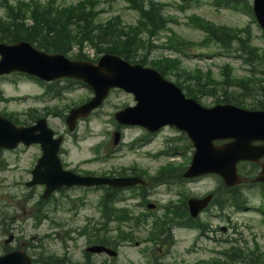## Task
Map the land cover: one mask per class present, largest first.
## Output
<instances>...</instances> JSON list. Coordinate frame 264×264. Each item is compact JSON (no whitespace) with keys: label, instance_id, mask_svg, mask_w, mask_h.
I'll use <instances>...</instances> for the list:
<instances>
[{"label":"rangeland","instance_id":"rangeland-1","mask_svg":"<svg viewBox=\"0 0 264 264\" xmlns=\"http://www.w3.org/2000/svg\"><path fill=\"white\" fill-rule=\"evenodd\" d=\"M11 1L15 2L17 0ZM44 1L46 0H42V2ZM78 1L59 0L61 5L76 4ZM163 1L167 2L170 0ZM171 1L176 3L178 0ZM211 1L202 0L200 4L195 3L188 12L194 11V13H198L207 19H212L219 24L245 26L249 21V17L246 14L225 9L217 10ZM111 4L114 7L113 9L107 7V2L102 3V6L107 10L101 14V20H106L112 15L120 14L124 23H137V13L127 8V4L123 0L111 2ZM165 13L167 15L176 13L180 17L182 16L180 24H169L181 36L193 41L202 40L204 34L188 26L185 23L184 15L169 7L166 8ZM3 15H5V11L3 8H0V16ZM40 24H43V22H40ZM251 27L254 30L255 43L258 47L264 48V40L260 36L261 29L256 24H252ZM170 33L169 30L161 32L159 34L161 40H159L160 38H156L155 43L166 41L165 37ZM222 50L223 48L219 46L201 50L192 48V56L184 57V68L190 70L199 68L203 71L212 68L215 72L214 76L220 78L222 66L225 63H231L238 76H249L248 69L250 65L244 64L240 58L234 57V54L220 55ZM261 50L263 51V49ZM95 51V48L90 44H87V48L84 49V52L90 54L91 57ZM201 51L211 53L214 56L212 58L193 56L199 55ZM77 53L78 50L73 49L69 52L68 57L74 59ZM144 54H147V50L139 51L137 59L142 58ZM161 55L179 56V53L174 54L169 50L154 49L149 54L148 62L150 63L153 58ZM260 66L258 65V67ZM252 67L251 65L250 68ZM167 77L168 79L177 81V77L173 72L168 74ZM5 78L6 80L2 83L5 91L4 96L17 97L25 95L27 98L10 102H6L0 98L1 113L3 111L8 113L13 112L18 114V117L25 118L27 117V113L25 114L24 112L28 111L30 107L37 105L36 101L38 104L43 103V100L32 99V94L35 93L36 95L43 91L35 81L15 76H6ZM63 83L65 84L66 82H62L61 85H64ZM251 87L253 88L252 84ZM91 95L90 90L76 85L71 90L66 91L64 98L60 100L52 99L49 100V103L51 105L65 104L67 102L80 104V100ZM250 101L252 102V100ZM125 102H130L129 104L133 105V95L123 90L113 92L103 107L86 121H83L74 132L68 131L63 114L57 112L55 113L57 116L54 114L50 115V125L66 137V143L63 145V153L61 155L66 168L77 170L80 173L84 171L102 173L110 168H118L122 164L130 166L138 163V165L153 175L156 174L163 164L170 160V158L166 157L155 159L148 153L162 149L167 137H176L182 134L171 127H166L159 133L153 134V138L146 146L132 151L128 148V144L143 135V130L138 127L127 126L122 129V140L119 145L113 146L112 139L113 133L116 130V124L112 119H109V114L114 110L115 105L119 107L124 105ZM200 102L204 105H213L215 104V98L204 95L201 97ZM68 112L69 110L65 114L67 115ZM109 134L111 135V139ZM183 136L174 142V149L185 153V155H180L176 158L175 161L180 163L186 162L188 157H192L193 154L192 145L189 141L183 139ZM101 139L107 141L103 150L106 154L111 151L110 158H107L105 161H93V147ZM40 154L41 148L37 144L22 147L16 153L14 150H1L0 152L1 243L9 237L8 234L11 232L9 230L12 229V232L16 235V240L13 242L14 245H21L22 248L35 252L37 256L47 262H50V255H56L57 257H65V262H69L70 264H212L214 258L225 259L221 251L232 244L240 246L243 252H249L257 246L260 251H264V217L258 210L264 204V184H246L238 187V192L245 194L247 197L246 202L249 203L250 208L246 211H239L235 208L226 209L224 214L226 212L230 214L231 219L229 221L217 216V213L220 211H217L215 206L210 207L208 211L201 215V220L210 224L205 234H202L198 228L177 227L178 225H171L173 228L170 232L171 228H169V225L163 230L165 231V235L162 238L165 246H163L162 242L155 244L150 241L147 236L153 220L156 217L163 218L164 214H166L165 207L172 202L177 209H181L184 202L182 200L184 194L189 195L188 197L203 196L210 191H215L220 201H229V196L226 193L218 192L222 184L219 176L208 174L197 179L190 180L182 177L183 180H180L176 177L179 172L176 167L170 171V174H173V176L168 183L148 190L147 198L149 201L157 204L151 211L147 208L145 209V207L137 206L140 200L129 199L126 202V204L132 205L136 213H146L149 215L148 224L140 226L136 233L137 240L132 244L122 243L118 257L112 258L106 254H91L90 259L86 261L84 250L88 237L84 235L80 236L78 233L84 232L83 228L85 225H89L87 230L89 232L92 231V227L100 229L101 233L105 232L104 229H101L103 218L100 211V197L102 191L97 189L86 190L79 187L64 189V191L58 190L55 193L53 201L46 204H38L43 188L41 186L28 188L25 183L31 178V162L34 157L37 160ZM244 169L246 171L252 170L253 172L259 171L258 166L253 167L251 164H245ZM125 195L126 197L129 196L130 191L126 190ZM36 210H39V216L47 215L50 219H34L33 215ZM170 214L173 217L172 213ZM53 219H55V225ZM111 226L116 227V223L111 222ZM224 226H227V230H223ZM53 233H55V239L48 238ZM58 233H60V236L70 233V236L69 238L65 236L63 240ZM240 264H243V262Z\"/></svg>","mask_w":264,"mask_h":264},{"label":"water","instance_id":"water-1","mask_svg":"<svg viewBox=\"0 0 264 264\" xmlns=\"http://www.w3.org/2000/svg\"><path fill=\"white\" fill-rule=\"evenodd\" d=\"M26 46L28 49L22 45L14 47L0 45V52L3 54L0 73L19 68L46 79H52L56 75L82 77L97 93L96 99L90 103L92 108L101 102L111 86H124L135 92L139 100V106L130 117L120 115L119 118L125 122L148 123V120L152 121L151 114L146 113L144 108L146 104L153 101V106L164 115L162 118L185 129L194 142L196 153L189 175L198 174L201 172L199 170L217 172L224 176L228 184H232L242 180L236 175V164L239 160L246 158L259 160L264 155V144L253 146L254 140H264V112L244 114L231 105L205 109L191 100H185L181 89L154 76L151 70L130 67L128 63L122 62L111 73L107 68V64L111 62L109 59L104 60L99 67H94L90 63L70 61L62 55L50 56L38 53L28 44ZM54 65L58 67V70L52 72L51 67ZM3 66L4 68H1ZM9 126H12L11 123L0 116V145L14 146L20 132L33 130L15 127L7 135L10 137L7 139L4 134L11 130ZM48 135H43L46 143L50 142L51 136ZM226 137H232L234 141L223 146H216L213 143L217 138ZM53 143L55 146L47 147V149L50 153H54L55 158L49 157L41 160V163L46 165V175L40 173V165L35 171L34 181L31 182H46L50 186L46 194L64 183L68 185L73 183V179L69 178V173L62 170L60 161L57 159L58 142L53 141ZM51 168L54 169L51 170ZM258 179L264 180V171ZM115 183L128 184L127 181H116ZM205 201L196 199L190 201L193 215H196L198 210L204 206Z\"/></svg>","mask_w":264,"mask_h":264},{"label":"trees","instance_id":"trees-1","mask_svg":"<svg viewBox=\"0 0 264 264\" xmlns=\"http://www.w3.org/2000/svg\"><path fill=\"white\" fill-rule=\"evenodd\" d=\"M12 14H9L11 15L10 16V20H2L0 19V34H2V39L3 40H9V41H14V40H18L19 38L20 39H29L30 41L32 42H38V44L40 43L41 46L47 48V49H53V51L55 52H61V51H64L65 49L63 48L64 47V44H57V43H63L61 41H67V42H71V41H74L76 40L77 42H83L82 38H79L77 34H69V32H66L67 31V24H64L63 20H59L58 19H61L59 14L58 13H55V19H57L58 22H55V25H53V23H51L47 29H46V33H44V35L46 36L45 37V41L42 42L39 40V37H35V33H34V30L32 28H27L25 27L24 24H18L16 23V19L17 17L16 16H19L18 15V12H20V10L18 9H13L12 8ZM45 14V13H44ZM42 14V15H44ZM12 17V18H11ZM8 22H10V24H8ZM157 24V21L155 20L154 22H150L149 25L152 27V28H156V25ZM13 26H16V27H19V26H22L24 29H25V32H22V31H14L13 30ZM55 29V33L52 35L51 33L54 31ZM7 30L10 32V35H8V32ZM117 30V29H116ZM141 29H130L129 32H128V35L131 36V35H134L133 37H129L128 35L127 36V40L123 41V37H125V34L126 33H119L117 34L113 40L110 41L109 43V48L111 50H113V52L115 51V53H118V54H123L126 58H130L129 56V53L132 51V50H137L138 48L140 47H144L145 44L144 42H141L139 44H135V40H138V35L140 33ZM5 33L7 35H5ZM153 33V31L151 32ZM153 35V34H152ZM47 37L50 39H47ZM54 37H55V46H52V45H49V44H52L51 41H54ZM140 40V39H139ZM122 50V52H120V49ZM257 49V48H256ZM264 59V56L262 57ZM180 60L177 59V58H174V59H163L161 61H158L156 62L158 64V67L160 69H165V68H170V69H173V70H177L179 65H180ZM187 74V73H186ZM227 75V74H226ZM202 74L201 73H198V75H195V77H193L192 75H187L185 76L186 80H193V78H196L197 79V85H196V88L198 91H203L204 89L203 88H215L217 87V84L213 81V78L211 76V74H208V79H206V81H204L205 79H202L201 78ZM256 75L254 73V76L251 78V79H246V78H240V77H233V76H227L225 77V86L224 87H229L231 88L232 86H237L239 87V90H247V87H246V83L247 81L249 80V84L250 82H257V81H260V80H256L257 78H255ZM247 80V81H246ZM200 86H199V85ZM188 87H191V85L189 84ZM224 102H233V103H236L238 105H242V100L239 98L238 95L236 94H230L228 92L225 93L224 95ZM263 103H260L258 106H264L262 105ZM117 199V196L114 194L112 197L110 195H107L106 197V201H107V204H113L115 202V200ZM111 210L113 211H119V210H125V209H117V208H114V207H109ZM121 213H127V211H124V212H121ZM236 252H239V250L234 247L232 248V251L230 250L229 252V255L231 257V260L233 262H230V263H234V254ZM234 259V260H233ZM246 264H264V260L263 259H259V261H256L253 257L249 260L247 259L246 261Z\"/></svg>","mask_w":264,"mask_h":264}]
</instances>
